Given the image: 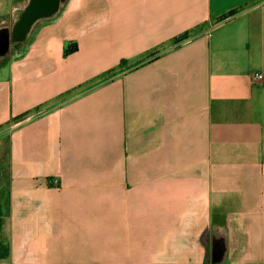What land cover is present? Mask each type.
Returning <instances> with one entry per match:
<instances>
[{"label": "crops", "instance_id": "crops-1", "mask_svg": "<svg viewBox=\"0 0 264 264\" xmlns=\"http://www.w3.org/2000/svg\"><path fill=\"white\" fill-rule=\"evenodd\" d=\"M256 74L264 0H67L10 41L0 264H264Z\"/></svg>", "mask_w": 264, "mask_h": 264}, {"label": "water", "instance_id": "water-1", "mask_svg": "<svg viewBox=\"0 0 264 264\" xmlns=\"http://www.w3.org/2000/svg\"><path fill=\"white\" fill-rule=\"evenodd\" d=\"M67 0H23L16 9L12 35L6 31L0 37V49L6 51L9 42L20 44L36 22L56 15Z\"/></svg>", "mask_w": 264, "mask_h": 264}, {"label": "trees", "instance_id": "trees-1", "mask_svg": "<svg viewBox=\"0 0 264 264\" xmlns=\"http://www.w3.org/2000/svg\"><path fill=\"white\" fill-rule=\"evenodd\" d=\"M230 14H231V13H230ZM75 48H76V45L71 44L70 46L67 47V49H66V53L71 52V51L74 50Z\"/></svg>", "mask_w": 264, "mask_h": 264}, {"label": "built area", "instance_id": "built-area-1", "mask_svg": "<svg viewBox=\"0 0 264 264\" xmlns=\"http://www.w3.org/2000/svg\"><path fill=\"white\" fill-rule=\"evenodd\" d=\"M255 78L262 80L264 79V76L262 74H256Z\"/></svg>", "mask_w": 264, "mask_h": 264}]
</instances>
